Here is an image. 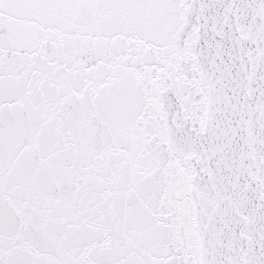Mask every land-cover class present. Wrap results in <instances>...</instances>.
<instances>
[{
  "label": "snow or ice",
  "instance_id": "snow-or-ice-1",
  "mask_svg": "<svg viewBox=\"0 0 264 264\" xmlns=\"http://www.w3.org/2000/svg\"><path fill=\"white\" fill-rule=\"evenodd\" d=\"M0 264H264V0H0Z\"/></svg>",
  "mask_w": 264,
  "mask_h": 264
}]
</instances>
